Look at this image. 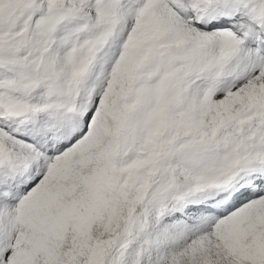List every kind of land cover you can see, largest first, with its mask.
<instances>
[{
    "label": "snow or ice",
    "instance_id": "obj_1",
    "mask_svg": "<svg viewBox=\"0 0 264 264\" xmlns=\"http://www.w3.org/2000/svg\"><path fill=\"white\" fill-rule=\"evenodd\" d=\"M0 264H264V0H0Z\"/></svg>",
    "mask_w": 264,
    "mask_h": 264
}]
</instances>
